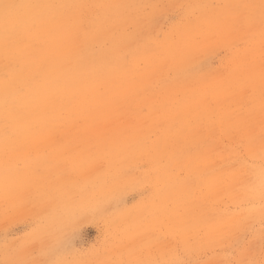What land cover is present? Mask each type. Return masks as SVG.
Returning a JSON list of instances; mask_svg holds the SVG:
<instances>
[{
	"label": "rangeland",
	"instance_id": "1",
	"mask_svg": "<svg viewBox=\"0 0 264 264\" xmlns=\"http://www.w3.org/2000/svg\"><path fill=\"white\" fill-rule=\"evenodd\" d=\"M128 2L141 26L126 25L125 81L97 87L108 99L0 135V264H264V218L238 222L252 201L205 204L211 175L260 182V163L243 173L209 148L264 137V0ZM167 42L191 71L161 56Z\"/></svg>",
	"mask_w": 264,
	"mask_h": 264
},
{
	"label": "bare ground",
	"instance_id": "2",
	"mask_svg": "<svg viewBox=\"0 0 264 264\" xmlns=\"http://www.w3.org/2000/svg\"><path fill=\"white\" fill-rule=\"evenodd\" d=\"M132 4L138 5L137 0ZM129 19L133 30L138 31L141 24L135 11L130 15L128 0H0V135L40 133L54 128L57 123L53 119H60L63 114L70 117L68 124L91 110L84 104L108 99L96 90L98 86H106V90L113 92L117 83L127 77L126 56L131 46L126 29ZM179 45L163 44L161 56L187 61L191 56L178 53ZM134 54L133 62L138 57V53ZM142 56L145 54L141 53ZM156 62L154 59L151 65L155 66ZM196 63L191 57L185 65L191 71ZM47 117L52 118L50 124ZM246 132H239L240 138L225 132L228 145L222 144L219 150L213 144L209 153H215L224 165L241 166L243 173L251 168L246 165L247 159L260 163L256 171L250 172L253 177L259 176L258 187L254 182L246 185L243 176L226 183L221 172L210 176L213 182L207 186L205 195L208 211H227L217 204L218 209L214 208L215 203L222 204L223 196L236 208L242 199L252 201L249 207L238 209L240 225L264 218V205L259 204L264 201V137ZM17 141L21 138L4 143L14 148ZM254 201L257 205H253Z\"/></svg>",
	"mask_w": 264,
	"mask_h": 264
},
{
	"label": "snow or ice",
	"instance_id": "3",
	"mask_svg": "<svg viewBox=\"0 0 264 264\" xmlns=\"http://www.w3.org/2000/svg\"><path fill=\"white\" fill-rule=\"evenodd\" d=\"M175 264H179V262H175Z\"/></svg>",
	"mask_w": 264,
	"mask_h": 264
}]
</instances>
